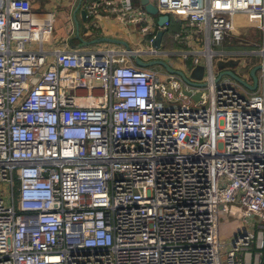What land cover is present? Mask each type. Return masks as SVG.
<instances>
[{
    "label": "built area",
    "instance_id": "1",
    "mask_svg": "<svg viewBox=\"0 0 264 264\" xmlns=\"http://www.w3.org/2000/svg\"><path fill=\"white\" fill-rule=\"evenodd\" d=\"M133 1L119 18L146 33ZM153 2L186 15L196 49L164 53L152 33L149 58H193L206 87L126 54L49 51L55 15L0 0V264H264L263 232L255 255L247 231L225 253L220 239L222 215L264 228V61L256 92L214 67L238 59L216 49L246 14L264 22V0Z\"/></svg>",
    "mask_w": 264,
    "mask_h": 264
},
{
    "label": "crops",
    "instance_id": "2",
    "mask_svg": "<svg viewBox=\"0 0 264 264\" xmlns=\"http://www.w3.org/2000/svg\"><path fill=\"white\" fill-rule=\"evenodd\" d=\"M27 4V6L35 11L52 12L55 15V33L53 40L46 45V49L53 51L56 48L64 47L68 44L69 48L82 50L85 52H95L102 54L105 51L114 52L116 54H125L126 49L121 44H114L112 42H99L92 45H87L86 42L95 40L96 38H108L114 40H121L127 42L130 47L136 53L146 54L150 52L148 48V38L152 33L158 32V18L148 14L149 25L151 26L148 32H143L142 24L130 23L125 18L121 20L120 14V1L121 0H21ZM110 4H107V3ZM134 5L138 8L142 7L139 1H133ZM86 11L87 17H84L82 12ZM256 15L245 18H239L237 20L238 26H245L247 24L262 25L261 21ZM174 23L169 28L163 29L165 36L162 44V52H172L169 50L167 43L171 37H178L179 31L175 32L174 28H178L179 21L186 15L182 13L172 14ZM157 18V19H156ZM179 20V21H178ZM184 21V20H183ZM169 45V44H168ZM182 50H195V45L191 47L184 46ZM225 51V50H219ZM226 52H231L227 51ZM163 57V56H162ZM166 58V57H165ZM52 60L53 57L50 56ZM145 60H150L149 57H144ZM167 59V58H166ZM238 58L237 60H239ZM193 58L189 60L176 59L174 61H168L171 65L178 70H182L189 75V72L193 68ZM178 63L176 64L175 63ZM247 61H250L247 59ZM244 59H241L239 67L243 68L247 66ZM203 62V61H202ZM135 64V62L133 61ZM177 65V66H175ZM238 67V68H239ZM237 68V69H238ZM251 68V67H250ZM249 68V69H250ZM253 68V67H252ZM251 68V69H252ZM235 71H238V70ZM247 75H243L247 80L251 77L250 71ZM161 70V69H160ZM163 71V70H162ZM249 81L253 84L252 77Z\"/></svg>",
    "mask_w": 264,
    "mask_h": 264
},
{
    "label": "rangeland",
    "instance_id": "3",
    "mask_svg": "<svg viewBox=\"0 0 264 264\" xmlns=\"http://www.w3.org/2000/svg\"><path fill=\"white\" fill-rule=\"evenodd\" d=\"M245 17L251 18V16H249V14H246ZM255 17H257V16H255ZM179 22L180 23H178V28L177 27L174 28L175 32L177 30L179 31V36L175 37V38L171 37L169 39V42L167 43V46L169 47L170 51H181L182 50L181 48H184V46H185L184 38H183V37H185L184 36L185 33L181 31L185 22H186L185 17H183L182 20ZM263 23L264 22H262V25H263ZM236 25L238 26V23ZM199 44L201 47H203V43H199ZM263 49H264V30L261 27H259L258 24H255V25L247 24L244 27L243 26H241L240 28L236 27L235 31L226 39L224 44L220 48H217L216 50L231 51V53L234 55V58L244 59L245 61H247V59L250 60V61L246 62L247 66H245L243 68L239 67L237 69L238 71H235L241 77L245 78L243 76L244 74L247 75L248 71L252 67L260 65L261 62L264 61V55L262 54ZM160 59H163L165 61L168 59H169V61H174L176 59H182V58L180 56H178L177 58H175V57L171 58L169 56H163ZM166 62H168V61H166ZM175 63H176V61H175ZM178 63H176V64H178ZM169 64L171 65V63H169ZM175 66H177V65H175ZM152 69L160 70L161 68L155 67ZM258 76H260V72L258 73ZM250 78L248 80L245 78V80L249 82V81H251ZM184 102L185 103H191V100L186 99V100H184ZM2 189H3V186L0 184V191H2ZM246 231L255 236V240L253 243H251L250 251H249L255 255V253L260 252L255 248V245L257 243V238L262 235V232L264 234V228L261 226L259 219L252 218L249 221V223H244V222H242L241 219H239L237 217L222 215L220 217V233H221L220 239H221V242L223 244L222 252L225 253L227 251V249L230 247V243H232L234 240L239 238L240 235H242ZM245 252H247V251H243V252H241V254H244ZM258 256H260V254H258ZM261 259L264 260L263 255L261 256ZM252 261H253V257H252Z\"/></svg>",
    "mask_w": 264,
    "mask_h": 264
},
{
    "label": "water",
    "instance_id": "4",
    "mask_svg": "<svg viewBox=\"0 0 264 264\" xmlns=\"http://www.w3.org/2000/svg\"><path fill=\"white\" fill-rule=\"evenodd\" d=\"M135 1H139L140 5L146 10L148 14L152 16H156L158 18L159 28L152 46L156 50H161L163 39L165 36V31L163 30V28L165 23L170 20V16L168 14L166 15L160 14L158 7L155 5L153 0H135ZM82 14L84 17H87L86 11L82 12ZM99 42H112L114 44L123 45L126 49V52L124 53L128 55L135 62L137 66L141 68L160 67L171 74L179 75L186 83L190 84L191 86L198 88H204L207 86V82L204 79L206 74L208 73V69L204 65H198L194 67L189 72V76H188L186 72L175 69L173 66H171L168 62H166L163 59L145 60L144 57L146 56L151 57L152 55L149 52H147L146 54L134 52L133 49L130 47V45L125 41L108 39V38H96L95 40L86 42V44L92 45ZM240 64H241L240 59L239 60L231 59L228 61L218 60L214 65L216 71L215 82L219 83L223 80V78L230 77L236 82H239L240 84L245 86L248 90L252 92H256L260 84L258 73L261 70L262 66L258 65L251 69L250 76L253 79V84H250L248 81H246L243 77H241L239 74L235 72V70L239 67ZM38 79H39V75H37L34 78L33 83H36ZM184 93L195 101H200L202 99V92H198L195 95L189 91H185Z\"/></svg>",
    "mask_w": 264,
    "mask_h": 264
},
{
    "label": "trees",
    "instance_id": "5",
    "mask_svg": "<svg viewBox=\"0 0 264 264\" xmlns=\"http://www.w3.org/2000/svg\"><path fill=\"white\" fill-rule=\"evenodd\" d=\"M170 16V20H169V22H170V24L172 25L173 23H174V20L172 19L173 17H172V15H169Z\"/></svg>",
    "mask_w": 264,
    "mask_h": 264
},
{
    "label": "bare ground",
    "instance_id": "6",
    "mask_svg": "<svg viewBox=\"0 0 264 264\" xmlns=\"http://www.w3.org/2000/svg\"><path fill=\"white\" fill-rule=\"evenodd\" d=\"M262 54L264 55V52Z\"/></svg>",
    "mask_w": 264,
    "mask_h": 264
}]
</instances>
